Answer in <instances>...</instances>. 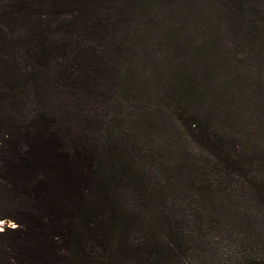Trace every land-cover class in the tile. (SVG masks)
<instances>
[{"label": "rangeland", "instance_id": "374dc122", "mask_svg": "<svg viewBox=\"0 0 264 264\" xmlns=\"http://www.w3.org/2000/svg\"><path fill=\"white\" fill-rule=\"evenodd\" d=\"M35 118L115 168L122 253L183 233L227 264L264 236V0H0V264L32 217L6 170ZM196 208L231 232L197 237Z\"/></svg>", "mask_w": 264, "mask_h": 264}, {"label": "trees", "instance_id": "16d2710c", "mask_svg": "<svg viewBox=\"0 0 264 264\" xmlns=\"http://www.w3.org/2000/svg\"><path fill=\"white\" fill-rule=\"evenodd\" d=\"M17 153L6 170L7 181L13 191L27 198L32 217L29 222H20L24 230L18 231L20 242L11 249L14 263L108 264L111 260L115 264H124L123 259L117 257L116 253L121 249L114 242L122 221L115 209L117 192L111 186L118 183L115 168L111 169L113 174H106L99 156L78 145L67 146L55 127L42 126L37 118L26 127L24 150ZM222 162L230 173L242 170V177H247L243 163L227 158ZM249 184L255 200L264 209V178L258 183L249 181ZM200 195L205 199L208 194ZM208 214L197 208L190 214L197 237H216L223 226L225 233L231 232V225L221 224L219 220H211L207 225L202 223L207 216L210 218ZM187 237L181 233L178 243L169 233L160 247L156 239L152 242L147 238L127 245L121 253L127 264H217L213 261V249H210L213 250L210 251L212 261L195 263L187 260ZM200 237L197 245L204 247L206 242ZM255 239L252 241L258 245L249 246L250 235L243 233L240 260L232 262L228 259L227 264H264V255H261L264 253V236ZM259 246L260 250L255 253L253 249L256 247L257 250ZM249 250L253 252L248 253Z\"/></svg>", "mask_w": 264, "mask_h": 264}]
</instances>
